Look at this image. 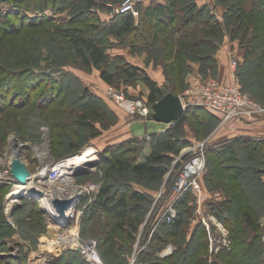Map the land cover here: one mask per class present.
I'll list each match as a JSON object with an SVG mask.
<instances>
[{
    "label": "trees",
    "instance_id": "16d2710c",
    "mask_svg": "<svg viewBox=\"0 0 264 264\" xmlns=\"http://www.w3.org/2000/svg\"><path fill=\"white\" fill-rule=\"evenodd\" d=\"M215 1L220 4H231L226 7L227 10L223 16L225 22L223 24L218 21L207 5L198 6L196 0H165L164 4L148 6L149 8L147 7L143 11L140 4L137 3V17H134L131 13L116 15L108 21V25L105 22L107 25L105 26L99 13L106 10L110 11L106 4L114 3L113 5H115L118 0H12L16 7V13L13 15L21 18L22 22L24 21L22 26L13 34L26 27L31 28L43 22L51 21L49 17L36 16L35 22H32L33 20L26 19V16H24L26 11L42 13L48 8L61 12L67 11L70 18L65 24L58 26L57 29L64 35L66 46L71 47L72 55L79 61L80 66L86 69L94 67L101 70V79L111 86H117L115 75L123 76L125 80L132 79L136 75L140 76L149 92L147 95L149 104L147 106L151 107L167 91L162 90L144 72L140 74L141 70L131 64L124 67L116 65V67L110 69L108 66L112 64L108 62V53L105 51L110 44V38H114L117 41L116 44L124 47L130 45L133 49L138 41V49L145 47L150 52L159 49L163 50L166 56H170V54H167L168 51H164L168 50L165 47H170L172 44V47L176 48L180 56L179 59H205L206 57L210 59V50L222 39L225 25L227 26L232 22V26L227 28L230 32L243 30L242 33H245L239 39L244 61L242 64H238L236 79L239 80L243 77V69L245 71L250 66V74L243 77L244 85L242 84V88L244 90L247 88L254 100L264 103V66L260 65L264 57V0ZM245 2L250 3L251 7L249 9L245 8ZM113 5L110 4L109 8ZM229 8L232 9V12ZM2 23L5 27H8V20H3ZM152 28H156L157 31H153ZM250 28L255 30L254 35L249 34ZM165 31L171 33H166V35H169L171 42L164 38L165 33L162 32ZM175 35H178V37ZM154 41H158L155 46ZM159 44L162 47H159ZM150 55L152 56L151 59L155 58L154 54ZM175 62H177L176 66L172 70L170 64L164 66V68H168L170 73L166 74L168 78L171 75L173 76L172 72L179 68L178 61ZM7 71L9 69L0 65V103H2L0 111L5 108H12V105H15V103L9 101L10 94L13 90H16L17 93L20 92V87L22 89L24 83L29 84V86H24L25 89L30 88L28 97L24 101L25 104H28V99H36L38 102L33 106L35 109L41 107L39 110L43 111L54 100L55 94H52L53 91L50 90L52 88L51 72L38 70L39 72L35 73L33 70L28 69L22 74L25 76L23 80L21 76L7 73ZM4 84L6 85L3 86ZM11 85L15 89L11 90ZM33 88L34 90L38 88V93L34 90L31 93ZM73 91L66 89L65 94H72ZM82 93L87 98V91L83 90ZM24 96L21 97L24 98ZM40 100L44 103L40 104ZM191 107H194L195 111L189 113ZM191 107L185 109L181 118L172 123L163 133L151 135L148 143L138 140V148L131 145L135 141V137H132L107 145L100 151L101 160L103 162L108 161L109 164L105 169L103 182L96 190L97 193L90 207H95L103 214L105 220H108L107 222L110 221V224H107V236L109 238L104 237L101 241L95 239L98 248H101L102 244L107 247L106 250L99 253L105 264H128L141 227L140 244L145 247L137 253L138 261L136 264L221 263L222 255L214 258L213 261H209L205 252L199 250L205 243L203 227L200 222H197V225L189 231L191 211L187 207V203L192 196L191 194L194 193L193 191L187 190L177 197L173 204L176 212L175 217L170 219L169 222L164 218L161 219L156 224L157 228L154 232L151 231L153 224L144 221V214L155 193L147 188L162 184L169 167L176 160L180 150L184 146H191L196 143L192 141L193 139H189L187 135H179L187 117H195L199 122L206 119L213 120L216 123L220 121L218 115H210L202 107ZM68 111L70 113L65 116L66 118L64 117V122L71 126L70 129L74 133H78V137L75 139L70 138L68 144V149L74 150L88 136L96 137L99 134L94 122H91L92 118L89 116L97 112L93 109L92 113H87L88 109L85 111L82 106L73 107V101L69 103ZM148 118H151V114ZM84 121H87L88 125ZM89 131L90 134H88ZM145 147L148 148L147 152L144 151ZM207 147L206 159L208 167L210 166L209 170H212L213 163L222 162L223 169L230 171L231 181L227 185H223L225 188L221 187L222 190L227 192H229L228 190H236L235 193H243L241 197L244 201H236L240 205L232 200L226 202L228 203L227 206L235 203L234 208H232L234 211L233 218H230L228 214L227 216L226 212L221 211L223 207L220 204L215 205L216 209L214 208L216 215L223 222H227L230 228L232 227L230 240L233 251L231 257L236 258V264H239L240 258L242 259L240 264H264V243L261 244L260 241L261 236H264V221L261 223V218L264 219V140L254 141L236 137L217 146L207 145ZM238 149L241 151L239 157L244 156L245 158L236 164L235 158L231 154L236 153ZM180 162L173 164L178 166L181 164ZM211 173L210 176L212 177L209 176V173L202 174L205 185L210 189L218 188V180H223V178L219 177L217 171L215 173V169ZM128 179L136 182L138 188ZM3 187L4 185H0V191ZM170 192L171 199L174 194L171 190ZM244 193H251L252 197L247 196L246 199ZM170 199H167V204L171 202ZM153 220H156V217ZM229 225L227 226L229 227ZM11 232L12 227L8 224L0 203V252L4 249L5 235H10ZM197 234L201 240L195 239ZM247 234L249 236L242 237ZM175 238H179V240L176 241ZM172 241L177 243V246L171 254L161 257L157 255ZM113 245H117L116 249L118 251L111 258L109 253L113 249ZM25 259L26 257L23 255L16 257L1 255L0 263L25 264ZM251 259L254 261L252 262ZM54 263L87 264L82 260L80 254L74 250L58 256Z\"/></svg>",
    "mask_w": 264,
    "mask_h": 264
},
{
    "label": "rangeland",
    "instance_id": "374dc122",
    "mask_svg": "<svg viewBox=\"0 0 264 264\" xmlns=\"http://www.w3.org/2000/svg\"><path fill=\"white\" fill-rule=\"evenodd\" d=\"M120 2L121 1L118 0V3ZM110 4L113 5L114 3H109L107 5L109 10L111 9V7L109 8ZM205 5L210 8L211 12L220 23L223 24L225 22L224 15H220L218 12H226V7H229L231 4H220L212 0V3L205 2L203 6ZM108 12L107 14L109 15L110 11ZM230 12H232V9ZM15 13L16 7L12 0H0V65L9 69L7 73H14V75L21 76L23 80L25 76L22 74L28 69L33 70L35 73H37L38 70H41V72H51L52 88L50 90L53 91L51 92L52 94H55V98L46 106L47 108L41 111L39 110L41 107H37V109L34 107L38 100L28 99V104L24 102L28 97V91H30L29 87L25 89L24 86H29V84H22V89L20 87V92L18 93L16 90H13L15 87L11 85V90L13 91L10 94L9 101L15 103V105L13 104L12 108H5L0 111V174H3V177L1 176L0 185H4L2 191H0V203L6 220L10 227H12L10 235H5L4 249L0 252V256L16 257L23 255L26 257L25 264H55L54 262L57 260L58 256L70 250L76 251L78 242L84 243L95 239L101 241L104 237L109 238V236H107V224L109 225L110 221L107 222L108 220H105L103 214L95 207H90L97 191H85L84 189L83 193L79 195L81 198L73 200L76 202V207L73 212L72 220L67 224V220L61 221L57 219L58 214L52 210V207L51 212L46 211L39 198H33V196L27 198L23 196V198L19 200L20 195H16L15 190H17V187L21 184L15 181H7L10 175L11 163L10 138H14V140L17 141L16 143L20 145L19 151L21 150V152H18V158L25 164L32 175L29 181L37 183L40 179H43L41 176L37 175L42 172L43 168L46 170H44L42 176L44 179L45 176L46 178L49 177L51 168H53L57 162L69 156H82L86 153H90V155H92V161L88 163V165L91 169H82L74 173L75 175L72 174L68 176L67 181L79 185L84 184L85 187L89 183L97 184L99 187L103 182L104 172L109 163L108 161L103 162L101 160V155L96 145L108 142L116 137L127 136L129 134L127 131H129L128 128L130 126L133 130L138 132V121L141 122L142 120L138 119V115H131L132 111L130 106L132 103L135 104L138 101L147 106V104H149L147 100L149 92L141 80V77L138 75L129 80H125L123 76L115 75V83L117 86H111L107 85L101 79V70L94 67L86 69L80 66L79 61L72 55L71 47L66 46L64 35L57 29L58 26L65 24L70 18L67 11L61 12L53 8H48L42 13L26 11L24 16H26V19L33 20L32 22H35L34 19L36 16L49 17L51 21L43 22L31 28L26 27L18 31V33L13 34L24 22H22L21 18L14 16ZM3 20H8V27H5L2 23ZM105 22L106 21H103L105 26H107L109 22H106L107 25ZM231 26L232 22L227 26L225 25L222 39L217 42V45L209 52L211 56L210 59L207 57L205 59H179L180 56L176 48L172 47V44L171 46L169 45L170 47H165L168 48V50H164L165 52L168 51L167 54H170V56H166L163 50L159 49L153 52L146 50L145 47L138 49V41L133 49L130 45L124 47L123 45L116 44L115 42L117 41L111 37L109 40L110 44L105 50L108 53V62L112 64L108 67L110 69L116 67V65L124 67L127 65V62L138 67V61H140V66L142 69L144 68V70H146V72H144L145 74L149 75L150 73L154 77L162 76L161 82H158L162 90L178 96L191 85L194 86L198 83L209 84L214 82L220 85L229 84L231 83L230 60L237 58L238 64H242L244 61L242 57L243 51L240 47L241 43L239 42L243 30L232 33L227 29ZM152 29L153 31H157L156 28ZM162 33H165L164 38L171 42L169 35H166V33H171L169 31ZM254 33L255 30L250 28L249 34L254 35ZM175 36L178 37V35ZM156 42L158 43V41ZM156 42L154 41V46L157 45ZM159 47H162L161 44H159ZM149 53L154 54L155 58L151 59L152 56ZM262 59L260 65L263 67L264 57ZM175 61H178L179 68L172 72L173 76L171 75L168 78L166 74H168L169 71L168 68H164V66L170 64L172 70V68L176 66L177 62ZM250 69V66L245 71L243 69V77L250 74ZM243 77L237 80V85L242 92L252 99L253 97L248 89L246 88L244 90L242 88V84L244 85ZM5 85L6 84L3 86ZM60 87H62V89H60ZM38 88L35 90L34 88L31 89V93L33 90L38 93ZM66 89L74 91L72 94H65ZM83 90L87 91V98H85L86 96L82 93ZM114 92L123 93L124 101L121 102L116 100ZM25 94L27 95L26 97L24 96ZM22 95L24 98L21 97ZM252 100L264 106V103H260L254 100V98ZM72 101L73 107L82 106L85 111L88 109L87 113H92L93 109L96 110L97 113H92V115L89 116L92 118L91 122H94L99 134L96 137L88 136L78 148L69 150L68 144L70 138L75 139L78 137V133H74V131L70 129L71 126L64 122V117L70 113L68 111L69 103H72ZM39 103L41 104L44 102L40 100ZM0 106H2V103H0ZM84 123L88 125L87 121H84ZM152 124L154 123L151 121L148 122L146 124L147 128H151L150 126ZM216 125V122H213V120L209 121L206 119L199 122L197 118L188 116L179 135L190 136V139L196 142L195 144H200L201 142L209 140L208 138L214 133ZM220 125L221 121H219L218 126ZM88 134H90V131ZM146 136L140 139L135 137V141L132 142L131 145L138 148V140L148 143L150 141V136L149 138H146ZM188 147L189 146H184L180 150L176 157L177 160L172 162L162 184L147 188L155 193L150 206L144 214V221L145 223L148 221V224H153L151 229L153 232L157 228L156 224L164 218L161 216V213L168 205L166 201L170 199V187L172 188L175 180H177V174L181 168V164L175 166L176 164L173 163L185 160L188 156L187 152H189ZM240 152V149H238L236 153L231 154L235 158L236 164L245 158L244 156L241 158L239 157L241 154ZM221 163L222 162H216L212 164V170L215 169V173L217 171L219 177L223 178V180H218V188H207L203 176L197 179L198 185L200 186V193H198V195L192 193L187 203V207L191 211L189 217V231L197 225V222H200L203 227V239L205 243L199 250L205 252L209 261H213L214 258L222 255L220 264H236V258L231 257V252L233 251L232 242L230 240L232 227L230 228L227 222H223V220L216 215L214 208L216 209L217 204H220L223 207L222 210H220L223 213L226 212V215L228 214L230 218H233L234 211L232 208H234L235 203H238L236 201H244L241 197L243 193H235L236 190H228L229 192L224 190L225 193L222 190V188H225L223 185H227L228 182L231 181V175H229L230 171H225L223 169ZM209 167L206 159L204 173H209L210 176L212 170H209ZM172 173L174 174L171 176ZM129 182H133V180L130 179ZM133 184L138 188L136 182H133ZM47 186L48 185H46V187ZM250 194L251 193H244L246 199L247 196H249V198L252 197V194ZM172 199L173 198H171L170 201H172ZM15 200H17V202H14ZM229 200L235 203L227 206L228 203L226 202ZM238 204L240 205V203ZM155 217L156 220H153ZM203 218L204 221H202ZM263 221L264 219L261 218V223H263ZM204 223H206V225H204ZM227 225H229V227ZM141 231L142 227L135 241L134 250L130 255L128 264H136L138 261L137 253L145 247L140 244ZM70 233L74 234L73 237L76 238L74 243H72V241L68 243H63L62 240L60 242L58 241L60 237H69ZM239 233H241V231H239ZM198 236L197 234L195 239L201 240L200 236ZM245 236H249V234L243 235L242 237L244 238ZM70 239L71 237L69 240ZM175 240L178 241L179 238H175ZM260 241L261 244L264 243V236H261ZM172 243H169V245L167 244L164 250L168 249V246H171L170 250L172 251H169L172 253L177 246V243L173 241ZM116 248L117 245H113V249L109 253L111 258L113 254L115 255V252L118 251ZM96 249L98 253H100V251L106 250L107 247L105 244H102L101 248H98L96 245ZM163 251H160L157 255L160 257L163 256L161 254ZM241 260L240 258L239 264ZM251 261L253 262L254 260L251 259Z\"/></svg>",
    "mask_w": 264,
    "mask_h": 264
},
{
    "label": "built area",
    "instance_id": "2783aa9c",
    "mask_svg": "<svg viewBox=\"0 0 264 264\" xmlns=\"http://www.w3.org/2000/svg\"><path fill=\"white\" fill-rule=\"evenodd\" d=\"M137 3L138 0H122L120 3L111 6L109 15L112 18L116 15L131 13L134 17H137ZM237 67V58L230 60L231 83L229 84L220 85L214 82L209 84L198 83L197 85L188 87L180 95L183 109L185 110L191 106L202 107L209 112L217 114L220 117L221 125H230V128H232L233 124L241 121L250 122L264 118V106L254 102L238 87L236 79ZM114 97L118 101H124L123 93L114 92ZM130 108L132 111L131 115H138V118L144 120L151 114V109L139 101L135 104L132 103ZM146 138H149V136H146ZM207 148V141L188 147V156L181 162V168L177 174L178 178L171 188L174 197L161 213V216L167 222L175 217L176 212L173 204L177 197L187 190H191L197 195L200 193V186L198 185L197 179L202 176L205 170ZM1 176L3 177V174H0V180ZM7 179V181H15L11 175ZM97 189V184L89 183L86 186V190L89 191H96ZM202 221H204V218ZM96 245V240L77 243V249L79 250L77 252L87 264H104L96 249ZM170 247L168 246V249L164 250L161 254L163 256L171 254L170 251L172 250H170Z\"/></svg>",
    "mask_w": 264,
    "mask_h": 264
},
{
    "label": "crops",
    "instance_id": "0c3cea01",
    "mask_svg": "<svg viewBox=\"0 0 264 264\" xmlns=\"http://www.w3.org/2000/svg\"><path fill=\"white\" fill-rule=\"evenodd\" d=\"M205 2H209V3L211 2L212 3V0H196V4L198 6H203V4H205ZM138 3L140 4L141 10L143 11V10L147 9L148 6L151 7V6H154L156 4L162 5L165 3V0H138ZM108 4H106V6ZM250 7H251L250 3L245 4L246 9H249ZM107 12H108V10L99 13V16L102 18V20L106 21V22H108L111 19L110 15H108ZM218 13H220V15H224L225 12L219 11ZM139 62L140 61H138V68L141 70L140 74H142L143 72H146V70H144V68L142 69ZM127 64H131V63L127 62ZM131 65L137 67L134 64H131ZM146 75L152 81H154L157 85H158V82H161V80H162L161 79L162 76L154 77L150 73H149V75L148 74H146ZM150 109H151V107H150ZM193 111H195L194 107L190 108L189 113L190 112L192 113ZM205 111H207V110H205ZM207 112L210 115L215 114V113H212L209 111H207ZM138 119L142 120L141 122L138 121V132L133 130L132 127L130 126L128 128L129 131H127L129 133L127 136L116 137V138H113L112 140H109L108 142H103L100 145H96V148L98 149L99 153L107 145H111V144L116 143V142H121V141H124V139L127 140L128 138H132V137H138V139H140L146 135H148L150 137H151V135H159L171 126V124H164V123H160V122H155L151 118H147L145 120L141 119V118H138ZM150 121L153 122L154 124H152L150 126L151 128H147L146 124ZM216 124L217 125H216L214 133L211 135L210 138H208L209 140H207V145L217 146V145L222 144L226 141L232 140L236 137H242V138L250 139V140H254V141L264 140V118H259V119H256V120L250 121V122L241 121V122L233 124L232 128H230V125H226V124L218 126L219 121H217ZM187 137L190 139V136H187ZM144 151L147 152L148 148L145 147ZM263 181H264V178H263Z\"/></svg>",
    "mask_w": 264,
    "mask_h": 264
},
{
    "label": "bare ground",
    "instance_id": "6f19581e",
    "mask_svg": "<svg viewBox=\"0 0 264 264\" xmlns=\"http://www.w3.org/2000/svg\"><path fill=\"white\" fill-rule=\"evenodd\" d=\"M16 142L17 141H15L14 138H10V147H11L10 160L18 158L20 145L17 144ZM91 157L92 155H90V153H86L85 155L82 156L79 155L69 156L64 160L57 162L55 166L51 168V170L49 171L50 172L49 177L46 178L45 176V179L42 175L44 170L46 169L43 168L42 172L37 174L38 176H41V178L43 179H40L37 183H34L33 181H29L30 179L29 178L24 185H19L17 187L15 193L16 195H20V196H27L28 195L27 192L29 190H36L38 192H42L43 196L40 198L41 203L46 209V211L51 212V203L53 200L75 199L77 196L83 193L84 189L86 191V187L84 184L79 185V184H75L74 182L67 181V177L76 172H79L82 169H91V167L88 165V163H91L92 161ZM46 185L48 186L46 187ZM14 202H17V200H15ZM73 236L74 234L70 233L69 237L68 236L62 238L60 237L58 241L60 242L62 240L63 243H68L72 241V243H74L76 241V238H74ZM70 237L71 239L69 240Z\"/></svg>",
    "mask_w": 264,
    "mask_h": 264
},
{
    "label": "water",
    "instance_id": "95a60500",
    "mask_svg": "<svg viewBox=\"0 0 264 264\" xmlns=\"http://www.w3.org/2000/svg\"><path fill=\"white\" fill-rule=\"evenodd\" d=\"M182 102L180 96L174 95L171 92H165L160 100L152 104L151 106V119L155 122H160L164 124H172L179 120L184 113ZM21 152V150L19 151ZM10 175L13 179L21 185H24L27 180L31 177L30 172L26 168L25 164L18 158L11 160L10 163ZM27 198L33 196V198H41L43 196L42 192L36 190H29L27 192ZM23 196L19 197V200ZM77 196L75 200L80 199ZM71 200H53L51 203L52 209L58 214V220H67L66 224L72 220L73 212L75 209V201ZM15 210V209H14ZM13 211V210H12ZM12 213V212H11ZM76 251H79L78 249Z\"/></svg>",
    "mask_w": 264,
    "mask_h": 264
}]
</instances>
